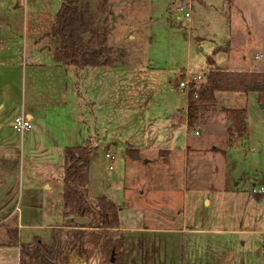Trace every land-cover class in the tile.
<instances>
[{"label":"rangeland","instance_id":"374dc122","mask_svg":"<svg viewBox=\"0 0 264 264\" xmlns=\"http://www.w3.org/2000/svg\"><path fill=\"white\" fill-rule=\"evenodd\" d=\"M181 1L90 0L97 28L107 30L113 64L77 68L52 63L38 67V60L48 64L49 54L37 57L32 49L36 36L52 34L61 0H0V15L24 31L20 43L29 58L10 68L14 76L1 87L6 95L0 110V240L16 219L8 222L7 216L20 212L24 222L45 226L24 229L22 242L36 236L52 240L46 225L61 222L64 192L58 149L64 148V154L67 146L89 142L94 146L86 191L90 198L108 191L122 196L125 184L158 186L155 210L168 216L166 224H180L179 209L162 204L160 185L163 180L169 182L163 186L171 184L172 179L162 177L175 170L188 145V154L194 156L189 164L206 171L213 162L227 176L230 193L224 204L202 206V212L216 217L205 228L219 231L170 235L169 245L175 241L173 251L176 245L179 252L185 250V264H264V194L251 191L264 186V108L258 95L249 92L243 101L247 137H236L228 145L225 120L217 117L222 112L206 125L186 126L187 92L176 88L178 80L191 75L186 69L206 76L210 56L219 68L264 71V0H192L188 18L187 9H175ZM45 44L56 51L59 42L50 37ZM28 109L35 111L33 127L22 135L9 123ZM214 146L218 153L209 151ZM129 148L139 149L133 155L140 153L149 162L126 163ZM106 150L116 156L113 171L106 170ZM204 155H211L212 162ZM64 222L72 224L69 218ZM193 226L203 228L198 222ZM0 264H21V252L0 246Z\"/></svg>","mask_w":264,"mask_h":264},{"label":"trees","instance_id":"16d2710c","mask_svg":"<svg viewBox=\"0 0 264 264\" xmlns=\"http://www.w3.org/2000/svg\"><path fill=\"white\" fill-rule=\"evenodd\" d=\"M52 34L59 42L54 53L57 62L77 68L113 64L110 57L112 48L107 44V30L97 28L90 0H61ZM218 91L242 92L244 95L256 92L264 108V71L209 69L200 86L191 88L187 93L185 122L188 128L204 122L207 112L217 108ZM220 109L226 113L228 120V143L235 137L246 138V108L221 106ZM93 149L91 142L65 148L64 216L72 224L54 228L50 244L40 237L31 243L22 242L18 229H9V243L20 247L21 264H67L65 254L74 241L78 253L85 254L91 252L101 239L100 253L104 263L123 264V236L118 229V206L104 195L90 198L86 192ZM135 150L129 148L127 154L132 156ZM80 216L91 217L94 226L86 225L87 231H81L85 229H80L83 227L73 220Z\"/></svg>","mask_w":264,"mask_h":264},{"label":"crops","instance_id":"0c3cea01","mask_svg":"<svg viewBox=\"0 0 264 264\" xmlns=\"http://www.w3.org/2000/svg\"><path fill=\"white\" fill-rule=\"evenodd\" d=\"M19 29L20 25H18L16 21L11 20L9 17L3 18L2 15H0V77H2V80L0 81V103H2L0 104V110L5 105L3 96L6 95V93H2V91L4 88L7 87L8 84L6 78L14 76V74L12 73V69L10 68L18 64L21 65L22 62L19 61V59H21L22 57H26V61L29 60L25 44L20 43L21 41H25L23 35L24 31L22 30L21 32H19ZM5 34H8L12 41H10L8 37V41L5 42V40H3ZM47 34H49V32ZM21 35H23L22 40ZM45 35L46 34L40 36L38 39L37 36L34 38V40L36 41V45L32 47V49H35V51H37V57H39V55L44 52H48L49 62L48 64H46V62H41V60H38V62H36V65L38 67H43L46 65L48 66L49 63H52L53 66H55L56 64L64 66L65 64L56 61L54 56L55 49L51 51L52 48L50 44L44 45V41L46 39L50 40L51 37V40L54 42L55 39L57 40V38L52 34H50L47 38ZM129 36L131 37V35ZM17 39L19 42L17 41ZM17 42L19 45H15ZM228 45H230V41L228 42ZM219 51H223L224 54L227 55L224 49H219ZM242 59L245 60V58L243 57ZM207 60L211 68H219L215 66L216 62L213 57L210 56L207 58ZM228 62L229 57L227 59L226 67L228 66ZM65 66L69 67L70 65ZM219 69L236 70L234 68ZM2 86L4 88H1ZM244 99H246V95H244L242 92L218 91L216 93V101L219 104L217 106L218 109L216 108L215 110L208 111L206 119L204 120V122H202V124L206 125L208 122H210V120L214 117L215 114H221L222 112L223 114L219 115L222 117H219L218 115L217 117L222 120H225L223 125L225 127L226 142L228 145H232L236 137L232 140L231 143H228L226 134L228 120L226 113L222 111L220 107H232L229 105H236L233 107H244ZM33 111L34 110L31 109L23 110L21 114L25 115L33 122L35 117V111ZM159 136L163 137L162 134H159ZM125 142L128 143L126 140ZM213 148V150L211 149L209 151L218 153L217 147L214 146ZM189 149L190 148L187 145V153H184L182 156L179 157L178 163L173 167V169L175 170H172L168 175H164L162 177V179H172L170 181L171 184L168 186H163V184L169 183L168 180H163L162 185H160V187L164 188L163 194L160 193L159 195V197L162 196L163 198L162 204L167 205L169 207L173 206L176 209H179V212H177V217H179L180 224L178 225L176 223L170 225L166 224L169 221L168 216L165 214L161 215L155 210L159 207V201L156 198L158 186L157 188H149L141 184H139L138 186H127L125 184L122 196L117 191H108V194L104 192L98 194L106 196L118 206V229L121 230L123 236V264H185V250H181V252H179V245H176V250L173 251V247H175V241L174 243L171 242L172 244L169 245L168 237L170 235H174L175 237V235L177 234L195 232V230L202 232L220 230L214 228H205L210 223V220H213L216 217L215 215H210V213L206 214L205 212H202V206H204L205 208H210L212 204L214 207H216L225 203H221V201H224L227 195L230 193V189L227 187V176L224 174L223 171L218 170V167L214 165L211 159V155H204L206 161L209 160L210 162H212L210 163V166L206 171L195 170L194 168L196 167V164H189V158H194L193 154H188V152L190 151ZM63 150L64 148H62L61 146L58 149L59 153L63 155L61 156V163L63 165V168L60 171L59 177V184H62V187H64L65 155V153L63 154ZM136 150L140 151L139 149ZM191 152L194 151L191 150ZM126 156V158H128L126 163H128L129 165L136 162H149L146 158L140 156V153H138V156ZM162 157L164 158V155ZM192 163H194L193 160ZM47 188H52V183H47ZM61 200V222L46 225L47 228L52 230V234L49 238H52L54 228L62 227V225H64L65 223L64 219L66 217L64 216L63 192ZM7 217L8 222L13 218L16 219L12 220L11 223L7 224L4 238H1L0 240V246L14 247L17 248V250L19 251V246L9 243L11 239L9 229H18L19 236L21 234V236L23 237L24 229H42L41 227H45L44 225L33 224L31 222H28V220L27 222H24V218L21 212L18 214V217H14V214H10ZM193 222L201 223L203 228H194ZM220 222L221 220L217 222L215 220L212 223L217 224ZM28 239L26 243H31L34 238ZM45 242L50 244L52 240H50V242Z\"/></svg>","mask_w":264,"mask_h":264},{"label":"built area","instance_id":"2783aa9c","mask_svg":"<svg viewBox=\"0 0 264 264\" xmlns=\"http://www.w3.org/2000/svg\"><path fill=\"white\" fill-rule=\"evenodd\" d=\"M192 0H182L176 7L175 9L178 11H182L184 9H187L185 11L184 16L186 18L189 17V8L191 5ZM188 72L189 77H186L184 79L178 80L176 84L177 89H182L185 90L187 93L190 91L191 88H198L200 84L203 82L205 78V73H191L189 69H186ZM207 70L206 72H208ZM196 96V95H195ZM10 127L15 131L20 134H25L29 132L32 127H33V122L31 119L27 118L25 115L20 114L15 116L12 121L10 122ZM197 133V131H195ZM104 157L107 160V165H106V170L112 171L115 169L116 166V156L112 153H110L108 150L104 152ZM253 193H262L264 194V186L260 185L258 187H253L251 190ZM261 247L262 250H264V232H262V241H261Z\"/></svg>","mask_w":264,"mask_h":264},{"label":"water","instance_id":"95a60500","mask_svg":"<svg viewBox=\"0 0 264 264\" xmlns=\"http://www.w3.org/2000/svg\"><path fill=\"white\" fill-rule=\"evenodd\" d=\"M262 107V106H261ZM259 184H262V182H259ZM74 222L81 227H85L86 225H92L94 226V221L91 217L88 216H80V217H74ZM102 244V239L99 241V243L96 245V247L93 248L91 252H86L85 254H79L77 251V244L76 241H74L66 251V258H67V264H102V256L100 253V246ZM111 262L113 261V257H111Z\"/></svg>","mask_w":264,"mask_h":264}]
</instances>
